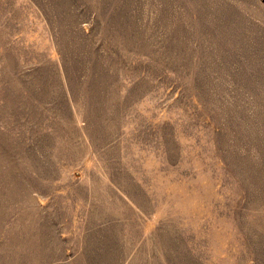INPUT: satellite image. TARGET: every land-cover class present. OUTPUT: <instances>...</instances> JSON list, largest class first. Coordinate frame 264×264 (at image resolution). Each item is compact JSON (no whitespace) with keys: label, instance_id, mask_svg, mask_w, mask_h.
Here are the masks:
<instances>
[{"label":"rangeland","instance_id":"1","mask_svg":"<svg viewBox=\"0 0 264 264\" xmlns=\"http://www.w3.org/2000/svg\"><path fill=\"white\" fill-rule=\"evenodd\" d=\"M0 264H264V0H0Z\"/></svg>","mask_w":264,"mask_h":264}]
</instances>
